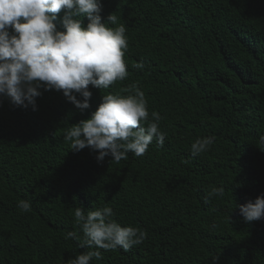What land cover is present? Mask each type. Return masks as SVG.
Listing matches in <instances>:
<instances>
[{"label": "trees", "instance_id": "trees-1", "mask_svg": "<svg viewBox=\"0 0 264 264\" xmlns=\"http://www.w3.org/2000/svg\"><path fill=\"white\" fill-rule=\"evenodd\" d=\"M102 5L110 27H126L125 80L103 93L89 86L83 113L57 91H44L37 111L0 106V264H67L90 251L66 238L79 232L75 210L105 206L147 236L91 264H264V220L247 223L238 207L264 194V0ZM131 85L144 92L149 120L159 114L164 145L102 163L88 148L71 150L66 129ZM207 137L213 143L193 156L192 143Z\"/></svg>", "mask_w": 264, "mask_h": 264}, {"label": "clouds", "instance_id": "clouds-1", "mask_svg": "<svg viewBox=\"0 0 264 264\" xmlns=\"http://www.w3.org/2000/svg\"><path fill=\"white\" fill-rule=\"evenodd\" d=\"M61 10L63 30L55 23ZM102 11V0H0V106L7 100L15 107L37 111V98L44 91H57L83 113L91 107L93 92L89 86L103 93L115 82L125 80L126 27H110L116 23L115 17L111 14L105 21ZM83 17L88 18L86 26ZM125 92L129 94H103L90 118L66 129L64 140L70 142L71 150L88 148L98 153L97 163H102L106 157L119 162L129 153L143 156L154 140L164 145L160 116L153 112L149 120L144 92L136 85ZM260 142L264 143V136ZM212 143L211 137L196 139L191 145L192 155L205 152ZM223 192V188L212 190L213 195ZM30 207L27 201L18 204L24 212ZM238 207L245 222L264 220V194ZM114 216L107 206L87 213L83 208L75 210L79 232L69 231L66 238L90 251L67 264H91L93 259H102L101 250L127 252L143 243L145 231L121 226Z\"/></svg>", "mask_w": 264, "mask_h": 264}]
</instances>
